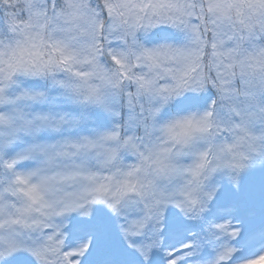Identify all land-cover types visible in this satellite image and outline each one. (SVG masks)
Masks as SVG:
<instances>
[{
  "label": "snow or ice",
  "instance_id": "1",
  "mask_svg": "<svg viewBox=\"0 0 264 264\" xmlns=\"http://www.w3.org/2000/svg\"><path fill=\"white\" fill-rule=\"evenodd\" d=\"M0 264H264V0H0Z\"/></svg>",
  "mask_w": 264,
  "mask_h": 264
}]
</instances>
